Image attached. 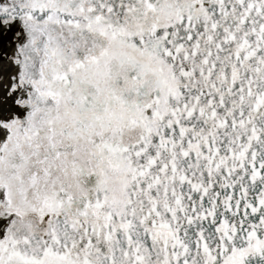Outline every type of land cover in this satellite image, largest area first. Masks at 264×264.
<instances>
[{"label": "snow or ice", "instance_id": "snow-or-ice-1", "mask_svg": "<svg viewBox=\"0 0 264 264\" xmlns=\"http://www.w3.org/2000/svg\"><path fill=\"white\" fill-rule=\"evenodd\" d=\"M0 264H264V0H0Z\"/></svg>", "mask_w": 264, "mask_h": 264}]
</instances>
